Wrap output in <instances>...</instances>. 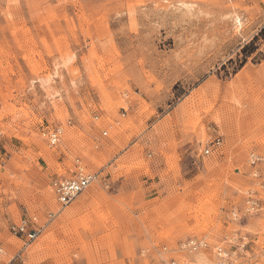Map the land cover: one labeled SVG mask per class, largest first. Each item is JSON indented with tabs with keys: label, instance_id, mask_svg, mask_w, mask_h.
Masks as SVG:
<instances>
[{
	"label": "rangeland",
	"instance_id": "1",
	"mask_svg": "<svg viewBox=\"0 0 264 264\" xmlns=\"http://www.w3.org/2000/svg\"><path fill=\"white\" fill-rule=\"evenodd\" d=\"M24 217L29 264H264V0H0L6 260Z\"/></svg>",
	"mask_w": 264,
	"mask_h": 264
},
{
	"label": "built area",
	"instance_id": "2",
	"mask_svg": "<svg viewBox=\"0 0 264 264\" xmlns=\"http://www.w3.org/2000/svg\"><path fill=\"white\" fill-rule=\"evenodd\" d=\"M63 133V127L56 125L48 130V143L50 146H55L59 143L61 135ZM105 134L107 131L104 132ZM221 144V137H217L212 142L211 146L206 148V153L212 150V147H216ZM255 162V160H253ZM98 177L97 172H91L83 165L80 160L77 159L76 169L70 176L56 177L52 181L53 189L57 194L58 200L62 205H69L85 188H87ZM248 208L251 210L258 209L260 203L256 198H250L248 200ZM10 231L20 237H25L24 246L18 250L9 260L4 258L5 254L0 247V264H29V259L26 254L27 246L37 237L40 232L31 226V222L27 218H21L19 221L13 222L10 225ZM207 246V242L204 239L189 238L184 247H188L190 250L197 251L202 247ZM218 253L224 254L225 251L222 246H218Z\"/></svg>",
	"mask_w": 264,
	"mask_h": 264
},
{
	"label": "bare ground",
	"instance_id": "3",
	"mask_svg": "<svg viewBox=\"0 0 264 264\" xmlns=\"http://www.w3.org/2000/svg\"><path fill=\"white\" fill-rule=\"evenodd\" d=\"M235 23H236V25L238 26V27H241L242 26V20H241V18L239 17V16H237L236 18H235ZM53 79H54V77L52 76V75H48V76H46V77H44L43 79H42V84L45 86V87H49V88H51V84H52V81H53ZM210 146V145H209ZM204 153L205 154H209V153H206V149H204ZM97 193V192H96ZM95 196V195H94ZM91 199V198H90ZM50 200V196H48V201ZM81 202H83V200L81 201ZM78 206H77V209L80 207V205L79 204H77ZM258 207H260V205L258 206ZM0 247L2 248V250L4 251V254L6 255V250H5V248L3 247V245H1L0 244ZM199 254V253H198ZM201 254V253H200ZM198 256V255H197ZM205 254L203 255H201V256H199V257H197L198 258V260H200V261H204L205 260ZM208 257V256H207ZM195 258V257H194ZM207 259V258H206ZM210 259V258H209Z\"/></svg>",
	"mask_w": 264,
	"mask_h": 264
}]
</instances>
